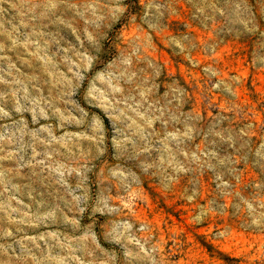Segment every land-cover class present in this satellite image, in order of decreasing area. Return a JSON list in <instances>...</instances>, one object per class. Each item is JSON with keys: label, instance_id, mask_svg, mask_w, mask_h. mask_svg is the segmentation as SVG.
I'll list each match as a JSON object with an SVG mask.
<instances>
[{"label": "clouds", "instance_id": "obj_1", "mask_svg": "<svg viewBox=\"0 0 264 264\" xmlns=\"http://www.w3.org/2000/svg\"><path fill=\"white\" fill-rule=\"evenodd\" d=\"M162 52L200 73V108ZM237 58L264 75V0H0V264H264V122ZM150 185L216 247L172 256Z\"/></svg>", "mask_w": 264, "mask_h": 264}, {"label": "rangeland", "instance_id": "obj_2", "mask_svg": "<svg viewBox=\"0 0 264 264\" xmlns=\"http://www.w3.org/2000/svg\"><path fill=\"white\" fill-rule=\"evenodd\" d=\"M236 51L240 52L242 49L238 47ZM232 54L231 49L225 50L224 55L231 57ZM161 57L163 58L167 71L171 76L179 75L189 88L192 87L193 82L196 83L197 91L192 93V98L194 100V107L200 108L203 104L199 94V89L201 87L199 83L201 79L200 73L190 72V70L183 64L177 65L174 62V58H169L165 52L161 53ZM240 69H244L242 74L246 82L241 96V103L250 109H255L256 122L259 124L264 122V108L260 107L261 104H264V100L261 99V96L264 95V75H250L249 71L245 68L243 61L240 58H237L235 61V68L230 70L237 71ZM249 88H251V91H249ZM212 102L223 107V102L215 94H213ZM140 211L144 218H150L153 223L160 225L162 238L166 239V237L163 236L166 231L175 232L177 236L184 235L186 247L182 251H176L175 249H172L170 245L167 249V251L171 252L174 257H180L187 253H191L193 249L187 247V245H196L197 240H199L201 244H205L208 251H211L212 248L216 247L214 243L205 240L206 232L203 228L195 230L193 233L192 226L188 222V217L191 215V212L175 194L163 193L155 185H150L146 204L141 207ZM196 246L199 247V245ZM218 251L225 259L237 261L239 264H257L255 257L251 258L249 261H245L242 254H233L230 249L223 248L218 249ZM196 260L197 264H204V262L208 260V253L204 251V249H200V253L196 257ZM180 264H185L184 260H181ZM214 264H222V261H216Z\"/></svg>", "mask_w": 264, "mask_h": 264}]
</instances>
